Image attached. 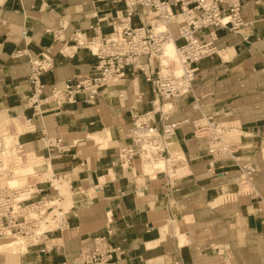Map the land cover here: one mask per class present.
Here are the masks:
<instances>
[{"label":"crops","instance_id":"crops-1","mask_svg":"<svg viewBox=\"0 0 264 264\" xmlns=\"http://www.w3.org/2000/svg\"><path fill=\"white\" fill-rule=\"evenodd\" d=\"M124 9L118 0H0V125L26 122L19 143L47 162L39 172L48 167L74 195L66 226L46 242L51 251L28 248L18 263L76 264L83 249L106 236L124 250L117 264H264V211L256 200L264 199V0H242L245 24L237 30L204 32L220 55L198 63L190 96L162 108L171 123L194 121L202 114L194 108L198 98L204 113L234 128L231 142L258 169L254 194L241 193L232 162L218 160L209 170L208 144L192 125L175 132L163 167L120 165L135 118L154 101L142 75L111 85L94 104L83 97L61 106L45 101L53 87L95 73L98 59L77 40L114 32L112 21ZM43 56L53 69L33 103L30 61ZM57 140L68 151L62 156L48 148ZM41 187L56 196L49 184Z\"/></svg>","mask_w":264,"mask_h":264},{"label":"built area","instance_id":"built-area-1","mask_svg":"<svg viewBox=\"0 0 264 264\" xmlns=\"http://www.w3.org/2000/svg\"><path fill=\"white\" fill-rule=\"evenodd\" d=\"M118 1L124 3L125 9L112 21L115 26L113 33L85 39L86 45L77 40L78 45L85 46L98 59L95 73L75 76L63 86L53 87L45 101L61 106L74 104L79 97H83L86 103L94 104L102 91L111 85L125 80L129 75H142L152 85L154 101L151 110L135 118L130 143L119 150L120 165L129 168L136 160L143 164L170 160L169 140L180 127L192 125L195 138L203 139L208 144L209 170L216 168L218 160L232 162L241 172L238 181L241 193L254 194L253 183L258 169L240 155L241 147L231 142L236 133L234 128L204 113L198 98H195L194 108L202 114L197 120L171 123L170 112L162 110L165 103L193 93L200 61L220 55L215 38L205 39L204 32L209 29L237 30L245 24L242 0ZM214 31L210 33L211 36ZM96 41L100 44L98 53L90 47ZM170 43L177 47L174 58L166 55ZM30 62L31 100L36 103L46 89L42 76L53 69V63L47 56L33 58ZM157 104L160 109H157ZM158 116L161 127L157 124ZM60 144L61 140H57L56 143H49L48 148H57L58 156H62L68 151L60 149ZM7 150L0 137V242L21 238L28 242V248L44 245L41 252L49 253L51 249L46 242L50 237L40 231V226L54 212L55 206L50 204L57 199L49 197L47 189L41 186L49 184L53 188L54 184L48 180L12 187L10 181L15 177L14 171L27 165L22 163L26 162L29 153L24 145L18 143L13 148V163L10 164L4 158ZM61 198L58 192V201ZM256 200L260 211H264V199L257 197ZM59 211L63 215L55 216L54 220L59 225L53 233L66 226V213L63 209ZM123 255L124 250L112 246L109 238L103 236L94 240L92 249H83L75 263L117 264Z\"/></svg>","mask_w":264,"mask_h":264},{"label":"rangeland","instance_id":"rangeland-1","mask_svg":"<svg viewBox=\"0 0 264 264\" xmlns=\"http://www.w3.org/2000/svg\"><path fill=\"white\" fill-rule=\"evenodd\" d=\"M80 41H81V43L86 45V41H83V39H80ZM90 47H92L93 50L97 51V49L99 50V48H100V44L98 42H95ZM168 53L169 54H167V57L174 58V56H175L174 48L172 50L169 49ZM2 125L3 124H1L0 127ZM12 128H13V124H10L8 131L14 132V130ZM24 130H26V128H22L19 133L24 132ZM0 136L3 137L1 135V133H0ZM16 143H17V141L16 142L13 141V144L16 145ZM28 153H29L28 154V158L26 160L27 162H23L22 164H27V165L28 164H34V166H32V168H27V169L25 168L26 171L22 172V174H33V175L28 177V179L24 178L22 181H20V183L21 182L22 183L26 182V179H27V183H36V182H39V180H48V179H50V181H52L53 184H54V187H53L54 190H55L56 187H60L61 185L64 184V186L61 187V189L59 188L61 196H62V198L59 200V202H58V192L59 191H57L56 192L57 193L56 196H54L57 199L56 200V204L57 205L55 207H53V209L55 210V209H58V207H59V208H62L63 212L66 213L68 211V209L73 205V201H74V195L71 193L70 188L68 189L67 185L63 181H61V180H60V182L56 181V179L58 177L57 178H55V177L52 178L53 177V173L48 167L47 168L43 167L41 169V171L39 172L38 167L40 165H42V164H45L47 166V164H46L47 162L43 158L39 157L37 154H35L33 152H28ZM5 157H7L6 162H8L10 164L13 163V155L12 154H6ZM144 164H146L147 166H155L158 169V168H161V167L164 166L163 164H165V160L162 161V162H159L157 165H154L152 163H144ZM167 165H169L170 168L174 167L169 162H168ZM25 166H22V167H25ZM177 167H179V166H177ZM151 168L152 167H149V169H151ZM36 175H39V177H35ZM70 198L72 199V203L70 202ZM56 214H59V212L57 210H56ZM47 225H49V226L47 227ZM58 225L59 224H57V223H51V225L50 224H41L40 231L41 232H47L48 236L52 239L53 238V232H51V230L56 229L58 227ZM14 241H16V239L15 240L5 241V242H0V247L4 246V248H0V252L9 254V255L0 254L1 263H4V264H19L18 263L19 258L21 257V255L23 253H25L27 251L28 247H27V245L25 243L22 242V240H17L19 242V245H17L16 247H13L14 249L7 248L8 247L7 245L13 243ZM27 244H28V242H27Z\"/></svg>","mask_w":264,"mask_h":264},{"label":"bare ground","instance_id":"bare-ground-1","mask_svg":"<svg viewBox=\"0 0 264 264\" xmlns=\"http://www.w3.org/2000/svg\"><path fill=\"white\" fill-rule=\"evenodd\" d=\"M157 28H160V27H157ZM115 31V30H114ZM113 33V32H112ZM96 42H98V41H96ZM99 43V42H98ZM83 44V43H82ZM85 45V44H84ZM174 48V54L176 53V50H177V47H176V45L174 44V43H170L168 46H167V51H166V53L167 54H169L168 52H169V49L170 50H172ZM91 49L93 50V48L91 47ZM95 53H98L99 51H100V48H99V50L97 49V51H95V50H93ZM166 54V55H167ZM157 109H159V105L157 104ZM25 123L26 122H22V121H20V120H12V119H10V120H8L7 122H5V123H3V125L0 127V133H1V135L4 137H1V138H3V141H4V145L6 146V148L8 149L7 151H6V153H5V155L6 154H14L13 153V148L19 143V135L21 134V133H19L20 131H21V129L22 128H27V125H25ZM10 124H13V130H14V132H10V131H8L9 130V125ZM10 132V133H9ZM13 141H17V143H16V145L15 144H13ZM5 155H4V158L5 159H7V157H5ZM162 161H164V160H161V161H158V162H154V163H152V164H154V165H157L159 162H162ZM27 162V161H26ZM32 166H34V164H28V165H26L25 167H19V168H16L15 169V177L10 181V185L12 186V187H23V186H25V185H28L29 183H27V179H28V177H30V176H32L33 174H22V172H24V171H26V169L27 168H32ZM26 168V169H25ZM40 168V166L38 167V169ZM35 177H39V175H36ZM24 178H27L26 179V182H21L20 183V181H22ZM52 178H54V176L52 177ZM48 180H50V179H48ZM48 180H39V182H45V181H48ZM27 183V184H26ZM58 190V189H57ZM59 191V190H58ZM60 193V192H59ZM61 195V194H60ZM62 197V196H61ZM59 202V201H58ZM50 205H54V206H56L57 204H56V201L54 202H52ZM59 209H62V208H59L58 207V209H55L54 210V212L47 218V221L45 222V224H50L51 225V223H56V220H54V218H55V216H57V217H60L61 215H63V214H61L60 213V211H59ZM56 210L59 212V214H56ZM49 225H47V227H48ZM54 230H51V232H53ZM50 232V233H51ZM45 233H47V232H45ZM13 240H15V239H13ZM17 240H22V242L23 243H25L26 245H27V247H28V244H27V242L24 240V239H21V238H19V239H16V241H14L13 243H11V244H9V245H7L8 247L7 248H12V249H14L13 247H16L17 245H19V242L17 241ZM10 243V242H9ZM0 248H4V246H1ZM18 249V248H17ZM19 250V249H18Z\"/></svg>","mask_w":264,"mask_h":264}]
</instances>
